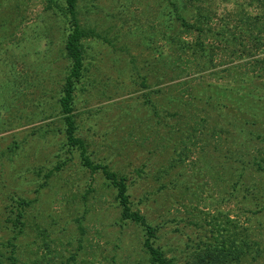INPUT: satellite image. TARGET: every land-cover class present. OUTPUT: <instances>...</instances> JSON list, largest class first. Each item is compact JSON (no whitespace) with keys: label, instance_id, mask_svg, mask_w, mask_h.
<instances>
[{"label":"rangeland","instance_id":"obj_1","mask_svg":"<svg viewBox=\"0 0 264 264\" xmlns=\"http://www.w3.org/2000/svg\"><path fill=\"white\" fill-rule=\"evenodd\" d=\"M17 2L29 27L0 39V252L13 239L17 264H149L141 226L121 220L104 174L62 149L69 59L58 14L47 0ZM172 2L202 33L182 27ZM250 2H77L80 24L95 31L77 134L95 161L128 176L135 209L160 226L157 244L178 264H189L209 221L233 218L264 235V70L251 67L264 45L242 29L264 10ZM200 34L213 59L196 60ZM17 196L34 200L21 231Z\"/></svg>","mask_w":264,"mask_h":264},{"label":"trees","instance_id":"obj_2","mask_svg":"<svg viewBox=\"0 0 264 264\" xmlns=\"http://www.w3.org/2000/svg\"><path fill=\"white\" fill-rule=\"evenodd\" d=\"M171 1V0H169ZM250 3H255L264 10V0H250ZM78 0H65L61 3L60 0H47L46 10L53 9L54 13L58 14L60 22L62 23V30L65 40V52L69 59L68 71L63 84L61 95L59 97V116L60 122L63 127L60 132L65 135V140L62 143V149L69 153H77L81 160V165L84 169H89L91 172L101 171L104 174L108 184L115 190V199L121 208V220L133 221L143 231L144 248L149 254V264H178L175 258L168 257L161 245L157 244V238L160 231V226L151 223L147 216L144 215L139 209H135L134 203L131 199L130 182L126 174L117 170L110 169L108 164L95 161L92 158L90 151L87 148L86 141L78 136V125L75 112V97L79 84L83 81L88 70L87 60V47L85 39L89 36H95V31L86 29L80 24L78 18ZM175 9L173 11L177 15V19L181 22L182 27L186 31L199 30L202 33V27L187 20V17L178 10L175 2H172ZM21 6L14 0L8 2L6 5L0 0V39L13 41L17 39V35L29 27L27 25L28 15L20 12ZM242 29L247 31L250 36L256 35L260 46L264 45V13L252 15L247 14L245 20H242ZM203 35H199L194 41L193 50L198 58L202 59L208 57L213 59L215 56L214 50L211 52L207 48L202 39ZM223 42L232 43L229 38H222ZM263 41V42H262ZM219 45V44H218ZM217 45V47H218ZM187 47H191L190 45ZM215 51H218V48ZM200 51V52H199ZM219 53V52H216ZM250 54H255L251 49ZM200 59H198L200 61ZM250 66L252 70H264V58L252 61ZM229 68L225 70L228 71ZM238 77V76H237ZM243 78V77H241ZM183 154L180 153L179 158L182 159ZM64 161L57 164V169L66 164ZM141 175V170L137 171ZM242 180L238 181V184ZM15 200L16 220H13V227L20 225V230L23 229L25 224L22 219L25 216V210L30 207L34 200L17 196ZM215 218V217H214ZM211 223V224H210ZM208 234L204 239L198 240L192 251V258L188 260L189 264H242L245 261L251 260L250 263L264 264V235L256 232L255 228L240 223L238 220L226 217L224 220L210 222ZM259 233V234H258ZM10 245L9 253L0 252V262L6 263L9 260L10 264H17L19 252L13 239L8 241Z\"/></svg>","mask_w":264,"mask_h":264}]
</instances>
